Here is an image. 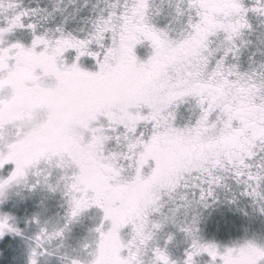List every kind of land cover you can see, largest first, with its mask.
Segmentation results:
<instances>
[{"label":"snow or ice","instance_id":"6c2138e0","mask_svg":"<svg viewBox=\"0 0 264 264\" xmlns=\"http://www.w3.org/2000/svg\"><path fill=\"white\" fill-rule=\"evenodd\" d=\"M103 3L99 11V0L92 6L95 16L84 35L64 30L67 17L48 35L37 34L32 18L63 14L58 5L49 12L26 8L22 0H0V197L46 162L62 173L69 204L65 228L94 211L99 236L117 209L102 194L101 181L90 177L98 166L110 176L127 173L141 196L129 217L133 242L117 241L112 264H142L139 246L151 238L148 216L159 211L160 194L174 193L185 175L208 176L194 186L196 202L214 197L217 167L246 177L242 195L264 202V156L247 163L257 148L264 150V64L241 71L234 62L237 41L243 44L244 33L252 30L250 17L264 18V0ZM24 32L27 42L16 36ZM184 106L190 117L179 126L176 114ZM11 125L29 130L5 138ZM118 160L126 163L118 166ZM11 219L8 201L0 200V264H11V246L21 235ZM197 223L193 217L180 227L189 240L183 264H195L201 255L209 264H264V245L205 242ZM115 232L113 225L108 235ZM122 248L127 256L119 255ZM36 255L33 250L27 264H37ZM89 255L91 264H103L95 247ZM152 264L175 261L157 248Z\"/></svg>","mask_w":264,"mask_h":264},{"label":"rangeland","instance_id":"374dc122","mask_svg":"<svg viewBox=\"0 0 264 264\" xmlns=\"http://www.w3.org/2000/svg\"><path fill=\"white\" fill-rule=\"evenodd\" d=\"M97 3L98 0H22L26 8L47 9L51 12L53 5H58L64 10L63 14L56 12L47 18H43V15L32 18L38 25L37 34L48 35H52L61 26L64 17L68 18L63 23L65 31L84 35L91 26L87 21L95 16L92 6ZM103 7V0H99L96 11ZM250 22L252 30L246 32L243 44H237L240 51L234 62L239 64L241 71L258 69L260 64H264V18L250 17ZM173 27L181 25L174 24ZM16 36L25 42L30 39L26 32L17 33ZM229 60L231 61V57ZM189 117L190 110L188 106H184L176 114V122L183 126ZM22 129L25 132L29 130L27 125H11L2 135L14 138ZM110 148L117 150L115 145H110ZM256 151L257 156L247 163L255 164L264 156V150L257 148ZM115 163L123 166L126 162L118 160ZM61 167L67 168L66 165ZM144 172L146 175L151 174L147 163ZM61 175L60 169L50 168L46 162H42L31 169L23 180L10 185L5 190L4 197H0V200L8 201L9 215L12 217L9 222L14 227L18 226L21 233L11 246V264H27L33 250L37 254L34 257L37 264H72L73 261L77 264H91L92 257L89 254L93 247L103 264H112L117 241L125 245L133 242L135 226L129 217L141 196L140 191L130 186L127 173L123 176H110L102 166L93 171L90 178L101 181L102 194L117 209L98 236L94 231L97 225L94 211L77 217L65 228L69 204L68 197L64 195ZM213 177L219 178L218 183L211 185L214 197L208 198L206 202H196L199 199V189L194 186L207 181L208 176L205 174L201 177L196 172L185 175L181 186L174 193L160 194L159 211L148 216L151 238L146 244L139 246L138 256L142 264H152L153 250L157 248L166 251L175 264H183V253L189 240L180 227L190 224L193 217L198 220L197 235L205 242H213L221 247L245 241L264 245V202L242 195L246 177H236L231 171L219 167L213 172ZM202 186L209 187L207 183ZM193 193H196L195 197ZM189 201L192 203H188ZM153 224H160L161 227L153 228ZM113 225L116 226L114 237L108 235L112 232ZM58 232L61 234L56 235ZM38 235L39 240L36 239ZM132 250L136 251L135 248ZM127 254V248H122L119 253L122 257ZM195 264H209V258L201 255L196 258Z\"/></svg>","mask_w":264,"mask_h":264},{"label":"flooded vegetation","instance_id":"af4514ba","mask_svg":"<svg viewBox=\"0 0 264 264\" xmlns=\"http://www.w3.org/2000/svg\"><path fill=\"white\" fill-rule=\"evenodd\" d=\"M156 2L157 3H159V0H156ZM176 30H179L180 29V27H178V28H175ZM247 32V31H246ZM246 32L244 33V35H243V37H242V39H243V41L245 40V34H246ZM249 32V31H248ZM217 43H218V41H217ZM237 44H240V41H237ZM213 46H215V44L213 45ZM139 51H140V53H141V59H144V58H146L145 56H144V49L143 48H141V49H139Z\"/></svg>","mask_w":264,"mask_h":264}]
</instances>
